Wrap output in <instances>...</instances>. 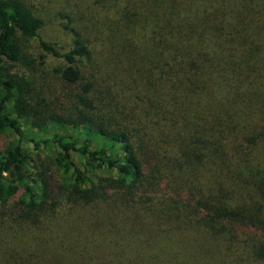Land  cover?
<instances>
[{"label": "trees", "instance_id": "trees-1", "mask_svg": "<svg viewBox=\"0 0 264 264\" xmlns=\"http://www.w3.org/2000/svg\"><path fill=\"white\" fill-rule=\"evenodd\" d=\"M0 133V264H264V0H0Z\"/></svg>", "mask_w": 264, "mask_h": 264}, {"label": "rangeland", "instance_id": "rangeland-1", "mask_svg": "<svg viewBox=\"0 0 264 264\" xmlns=\"http://www.w3.org/2000/svg\"><path fill=\"white\" fill-rule=\"evenodd\" d=\"M39 35L41 38L47 41H51V40L57 41L60 44L62 43L65 44L67 43V40H68V35L64 34L62 30L60 29L59 21H53V19H51V21L45 22L44 26L39 31ZM29 52H31L32 54L39 53L35 39L29 41ZM46 59L49 65H55L59 62L57 58H53V57H47ZM10 140H12V138L9 134L0 133V149H2V147L6 144V142ZM54 172H55V175H53L52 177L55 179L56 178L59 179L58 173L56 171Z\"/></svg>", "mask_w": 264, "mask_h": 264}]
</instances>
